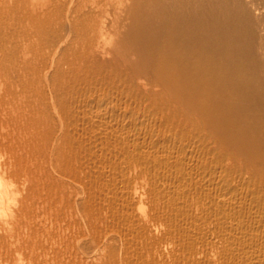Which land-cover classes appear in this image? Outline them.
<instances>
[{
	"label": "bare ground",
	"instance_id": "bare-ground-1",
	"mask_svg": "<svg viewBox=\"0 0 264 264\" xmlns=\"http://www.w3.org/2000/svg\"><path fill=\"white\" fill-rule=\"evenodd\" d=\"M13 1L0 264H264V0Z\"/></svg>",
	"mask_w": 264,
	"mask_h": 264
},
{
	"label": "rangeland",
	"instance_id": "rangeland-1",
	"mask_svg": "<svg viewBox=\"0 0 264 264\" xmlns=\"http://www.w3.org/2000/svg\"><path fill=\"white\" fill-rule=\"evenodd\" d=\"M8 1H9V0H8ZM8 1L3 2V4H2V2H1L0 5H2V6L4 5V7H7L6 5H8V4L11 5V4L14 3L13 0H11L13 3H12L11 1H9V2H8ZM86 2H87V3H86ZM10 3H11V4H10ZM83 3H84V4H83ZM90 3H91V0H75V2H74V4H75V5H74V8H75V6L78 7V6H80V5L82 4V5H86L84 8H82L83 10H86V8L90 5ZM9 5H8V7H9ZM11 6H13V5H11ZM0 8H1V7H0ZM82 9H81L80 11H83ZM114 244H116V243H114ZM114 244L112 243V246H116V245H114Z\"/></svg>",
	"mask_w": 264,
	"mask_h": 264
}]
</instances>
